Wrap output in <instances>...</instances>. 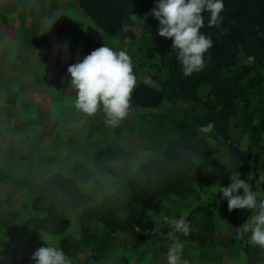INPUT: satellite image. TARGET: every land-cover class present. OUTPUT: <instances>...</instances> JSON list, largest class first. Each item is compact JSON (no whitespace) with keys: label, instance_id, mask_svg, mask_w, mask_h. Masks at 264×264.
Instances as JSON below:
<instances>
[{"label":"rangeland","instance_id":"obj_1","mask_svg":"<svg viewBox=\"0 0 264 264\" xmlns=\"http://www.w3.org/2000/svg\"><path fill=\"white\" fill-rule=\"evenodd\" d=\"M145 1L148 15L138 25H124L125 31L135 33L130 37L104 35L79 7L77 0H0V264H18L40 247L18 243L17 230L22 220L34 214L24 193L25 181L54 171L72 175L89 195L83 206H95L105 193L114 191L120 180L141 160L155 155L156 150L160 153L165 139L174 134L171 120L179 111H170L167 116H162L161 112L172 105L192 106L188 97L181 96L174 103L163 99L152 107L131 104L127 117L115 126L106 124L102 108L87 116L75 107L73 95L76 90L70 84L67 68L71 60H82L104 43L115 50L128 52L136 83L145 81L161 88V80L167 74L166 61L158 54L152 57L146 54L148 40L159 27V21L151 14L156 0ZM249 61L250 57L240 50L236 65ZM41 69L45 74L50 72V78L45 80L48 89L44 92L38 90L40 86L33 80ZM259 69L264 77V64ZM262 85L253 88L256 95L250 103V108L255 111V121L262 116L256 112L258 92L264 93L259 91ZM207 89L208 85H201L200 95L206 96ZM71 118L80 120L77 124H82L83 120L87 122L86 142H91H75L72 145L74 155H71V122L67 123ZM51 120L55 123H47ZM161 120L166 122L165 126L160 124ZM79 126L73 125L76 135ZM205 129H209V125ZM229 130L234 139H239L242 148L249 146L252 152L258 150V144L249 141L239 128L230 126ZM121 133H124L123 137H119ZM117 143L126 150L125 157H104L101 163L94 164L91 157L95 147ZM228 155V149L222 146L212 156L215 176L197 184V197H159L142 214V224L148 231L169 237L167 242L154 235L135 243L132 234L117 230L118 241L113 246L107 243L99 250L90 241L83 250L69 256L72 264H168L169 251L177 247L181 264H203L205 259L215 260L213 264H264V248L249 242L250 233L241 236L237 231L256 214V210H245L241 218L231 219L233 211L225 214L221 209V198L216 194L223 176L231 183V172L226 170ZM75 158L77 161L90 158V165H80L73 170ZM254 164L257 161L251 158L249 168L240 179L248 181ZM106 165L120 168L122 172L117 174L113 168L106 169ZM252 190L258 199H264L260 178L256 179ZM196 203L210 204L216 223L213 239H208L202 246L189 238L185 222L188 208ZM82 207L68 210L69 225L62 233L42 231L43 245L47 242L58 246L65 234L79 236ZM100 251L105 255L102 259H99ZM125 257L127 261H124Z\"/></svg>","mask_w":264,"mask_h":264},{"label":"trees","instance_id":"obj_2","mask_svg":"<svg viewBox=\"0 0 264 264\" xmlns=\"http://www.w3.org/2000/svg\"><path fill=\"white\" fill-rule=\"evenodd\" d=\"M77 1L107 36H135L133 31H125L124 25H138L147 11L145 0ZM223 3L219 28L208 27L210 13L205 11L203 14L205 26L200 31L211 37L213 46L205 53L206 66L200 72L184 76L176 53L172 52V40L160 36L158 30L148 40L147 56L158 54L161 60L166 61L167 74L161 80V88L144 81L137 82L131 104L152 107L163 99L174 103L180 96L193 102L191 107L172 105L161 112L162 116H167L170 111H179L171 120L174 134L165 139L161 152L156 150L155 155L141 160L129 175L120 180L115 190L105 193L95 206H83L89 195L72 175L55 171L36 180L25 181L24 193L34 214L22 220L17 230L20 245L42 246V231L62 233L69 225L68 210L82 206L79 236L65 234L56 246L68 257L83 250L90 241L99 250L107 243L113 246L118 241L117 230L132 234L135 243L154 235L167 242L169 237L155 231L137 232L136 226L147 229L142 224V214L159 197H197V184L215 176V162L211 158L222 146L229 153L228 172L243 174L249 168L251 158L257 161L248 183L253 188L256 179L260 178L264 192V93L258 92L256 112L262 113L258 121L254 120L255 111L250 108L256 95L253 88L263 84L259 91H264V77L259 69L264 64V0H223ZM133 14L135 19H132ZM240 50L250 57V61L237 66ZM203 84L208 85L206 96L199 93ZM160 124L165 126L166 122L161 120ZM207 125L209 129H205ZM230 126L239 128L249 141L257 143L258 150L252 152L249 146L242 148L239 139L231 136ZM119 155L125 157L126 150L121 146L106 145L93 154V161L98 164L104 157ZM80 165L89 166L85 161H76L71 167L74 170ZM105 168L113 167L106 165ZM113 169L117 174L122 172L120 168ZM222 185H229L226 176L221 178ZM219 191L220 188L216 194L221 198ZM240 193L243 194L242 189ZM227 203L221 198V209L225 214L228 212ZM244 211L233 210L231 219L241 218ZM185 222L189 238L198 245L213 239L216 233L214 210L210 204L191 205ZM32 254L18 264H33ZM104 256L100 251L99 259ZM123 259L128 260L127 257Z\"/></svg>","mask_w":264,"mask_h":264},{"label":"clouds","instance_id":"obj_3","mask_svg":"<svg viewBox=\"0 0 264 264\" xmlns=\"http://www.w3.org/2000/svg\"><path fill=\"white\" fill-rule=\"evenodd\" d=\"M205 11L210 13L208 27L219 28L222 21L220 14L224 11L223 0H156L151 10L159 21L158 34L172 40V52L176 53L184 76L204 69L205 53L213 46L211 37L200 31L205 26ZM135 18L133 14L132 19ZM133 67L126 50H115L105 43L82 60L69 65L67 72L70 74V84L76 90V109L92 116L102 108L106 124L118 125L127 117L131 107L136 86ZM240 175L238 171H232L231 183L222 185L219 192L222 193L221 198L227 200L229 212L237 209L256 210V214L237 231L241 236L250 233L249 242L264 248V199H258L248 181L240 179ZM179 251V247L169 251L168 264H181ZM31 259L33 264H72L61 248L47 242L46 246L42 245L33 252Z\"/></svg>","mask_w":264,"mask_h":264},{"label":"crops","instance_id":"obj_4","mask_svg":"<svg viewBox=\"0 0 264 264\" xmlns=\"http://www.w3.org/2000/svg\"><path fill=\"white\" fill-rule=\"evenodd\" d=\"M78 2V1H77ZM91 19V18H90ZM92 20V19H91ZM97 26V25H96ZM76 61L73 59V60H71V64H73V63H75ZM59 66L57 65V68H58ZM42 70V69H41ZM40 70V71H41ZM36 72V74L34 75V77H33V80H35V82L37 83V85L38 86H40V88L38 89L40 92H44L45 91V89H48V88H45L46 86H45V84H47L48 82H45V80L46 79H48V78H50V75L48 76V74H50V72L48 73V74H45V70L43 69L42 70V72ZM58 74V73H57ZM49 80H51V79H49ZM51 85V84H50ZM47 92V91H46ZM73 96H75L74 98H76V91H75V94L73 95ZM71 104H72V100H71ZM70 119V118H69ZM75 120V121H74ZM80 120H76V119H72L71 118V121H69L68 120V122L67 123H69V122H71V146L72 145H74L75 144V142H83V143H85L86 142V140H87V135H88V129H87V122L85 121V120H83V123L82 124H77L78 122H79ZM47 123H49V124H53V123H55L54 121H50V122H47ZM66 123V124H67ZM73 125L74 126H76V125H80L79 127H80V129H79V134H75V132L77 133V131H73V129H74V127H73ZM82 131H84L83 133H82ZM118 135H120L119 137H123L124 136V133H121V134H118ZM118 143H122V141L120 140H118L117 141ZM86 143H91V142H86ZM116 144L117 146H120L119 144ZM124 143V142H123ZM78 144V143H77ZM104 146L102 145L101 147H98V148H94V151H93V154L95 153V152H97V151H99L100 149H102ZM74 148H73V146H72V149H71V155H74L73 153H74ZM90 154V153H89ZM93 154H92V160H93ZM75 156H73V158H74ZM115 157H117V156H115ZM115 157H111V158H115ZM75 161L72 163V165L77 161L76 160V158L74 159ZM88 165H90V158L88 159H85L84 160ZM55 172V171H54ZM213 261H215V260H208V259H205V261L203 260V264H213L212 262ZM210 262V263H209Z\"/></svg>","mask_w":264,"mask_h":264},{"label":"water","instance_id":"obj_5","mask_svg":"<svg viewBox=\"0 0 264 264\" xmlns=\"http://www.w3.org/2000/svg\"><path fill=\"white\" fill-rule=\"evenodd\" d=\"M145 82V81H144ZM148 83V82H147ZM150 84V83H148ZM152 85V84H151ZM154 86V85H153ZM157 87V86H156ZM136 230L138 233L143 234V233H147L148 229H141L140 227L136 226Z\"/></svg>","mask_w":264,"mask_h":264}]
</instances>
